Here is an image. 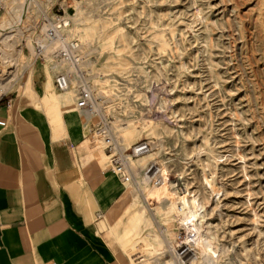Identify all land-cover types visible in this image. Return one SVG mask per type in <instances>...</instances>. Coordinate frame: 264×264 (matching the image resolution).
I'll return each instance as SVG.
<instances>
[{
	"label": "rangeland",
	"instance_id": "1",
	"mask_svg": "<svg viewBox=\"0 0 264 264\" xmlns=\"http://www.w3.org/2000/svg\"><path fill=\"white\" fill-rule=\"evenodd\" d=\"M35 2L46 17L35 7L15 11L12 0L1 4L0 23L10 21L8 31L17 27L23 33L11 49L0 45V79L12 81L1 98L21 92L32 97L24 82L33 65L43 63L33 64L29 41L45 19L62 16L69 36L85 48L84 69L93 86L108 99L107 124L126 123L118 130L123 148L152 145L133 160L129 207L110 227L113 245L128 264L162 249L156 264H175L173 252L160 248L154 236L163 224L171 249L178 250L188 234L165 212L157 217L154 211H166L174 194L187 192L204 206L201 224L216 252L213 264H264V0ZM53 87L48 91L68 94L67 108L76 111L73 94ZM92 123L95 128L100 121ZM153 164L162 173L151 176L156 183L150 181L141 200L136 188L143 189L144 171ZM143 204L155 227L133 228L131 218ZM195 256L191 264H207L196 250Z\"/></svg>",
	"mask_w": 264,
	"mask_h": 264
},
{
	"label": "crops",
	"instance_id": "2",
	"mask_svg": "<svg viewBox=\"0 0 264 264\" xmlns=\"http://www.w3.org/2000/svg\"><path fill=\"white\" fill-rule=\"evenodd\" d=\"M54 65H33L32 97L0 99V264H128L110 235L129 207L127 186L84 144L88 116L48 91ZM147 213L143 204L132 227H148Z\"/></svg>",
	"mask_w": 264,
	"mask_h": 264
},
{
	"label": "built area",
	"instance_id": "3",
	"mask_svg": "<svg viewBox=\"0 0 264 264\" xmlns=\"http://www.w3.org/2000/svg\"><path fill=\"white\" fill-rule=\"evenodd\" d=\"M1 9V3H0ZM65 24L62 16H55L54 19L47 18L39 34L30 41L32 45L33 64L42 61L46 63V57L50 56L56 62L71 68L75 75L60 71L53 76V86L56 91L64 92L74 90V107L78 110H85L88 113H96L98 100L91 91L90 84L87 80V74L83 69L88 60L86 52L80 49L75 39H68L64 34ZM0 121V126H4ZM84 144L92 150L102 151L109 158L108 168L117 175L125 186L133 182V174L128 166V160L137 158L138 155L144 154L148 148L146 143L135 144L131 148L121 151L116 143V138L107 124L106 119L102 116L100 124L97 125L92 133L84 140ZM155 166L151 165L145 171V175L153 176ZM152 183H156L152 178ZM177 250L182 262L191 258V249L184 243ZM177 260V263H178Z\"/></svg>",
	"mask_w": 264,
	"mask_h": 264
},
{
	"label": "bare ground",
	"instance_id": "4",
	"mask_svg": "<svg viewBox=\"0 0 264 264\" xmlns=\"http://www.w3.org/2000/svg\"><path fill=\"white\" fill-rule=\"evenodd\" d=\"M5 1L6 0H0V3L3 5ZM12 5H13V9L15 11L16 10H20L21 12H27L28 13L32 7H35L39 11L43 12V16L44 17H46V15H47L45 13V10H43L42 6L38 5L35 2V0H12ZM62 20L64 21L63 18H62ZM10 23H11L10 21H6V20L2 21L0 23V45L5 50H9L13 46H15L18 43V41H19V37H21L22 34H23L22 31L20 29H18L17 27H13V28H11L8 31L9 27L11 26ZM64 24H65L64 34L66 35V37L68 39H75L78 42V44L80 46V49L85 51L84 46L80 43V41L76 37L69 36V34L67 32L69 26L65 22H64ZM40 26L42 27V25H40ZM38 27L39 26H37L35 28H38ZM0 51H1V48H0ZM46 62L49 63L48 64L49 67L52 64H58L60 66V68L58 70H56L55 73L60 72V71H66L67 73H71V74L75 75L74 71L71 68L63 65L60 62H56L50 56L46 57ZM87 62H88V60H87ZM87 62L84 64L83 69L87 65ZM53 68L55 69L56 65H54ZM84 71L87 74V80L89 81L91 91L93 92L94 97L96 98V100H98L99 102H98V105H97V109L95 111L96 113H88L85 110H78V109L77 110L82 112V113H84V114H86L91 122L100 121L102 119V116L107 121V117L109 116V108H108V105H107V103H109L108 99L104 95H102L103 97L99 96V94L97 93V91L95 89V86H93V84H92V82H91V80L89 78L88 72L85 69H84ZM0 75H2V76L4 75V71H2V69L0 70ZM15 76H16V74H15V72H13L12 78H15ZM11 82L12 81L9 80V79H6L5 81L0 79V98L3 95H5L12 88ZM68 92H71L73 94V97H75L74 96V90H72V89L66 90V91L61 92V93H68ZM125 125H126V123L119 124V125L112 123V125L110 127L111 130H113L114 135H116L115 136L116 143L119 146L121 151L127 150V149H129L131 147L130 146L128 148H123V146H122V144L120 142L121 136L119 137V131L118 130H119L120 126H125ZM126 133H128V132H126ZM144 146L148 148V151L146 153L138 155L137 158H135V159H129L128 160V166L131 169V172L133 174V178H135L134 177V174H135L134 172H135V167H136L135 166L136 162L133 161V160H136V159H139L141 157H144V155L148 154L149 151L152 149V145H150L149 143H146ZM105 157L109 161V158L107 157V155H105ZM153 166H155V169L153 170L154 172L152 173V175H154L156 172H158V174L162 173V168H161V166L159 164H157V165L153 164ZM144 176H145V181H144V183L142 185L143 186L142 190L146 191L148 186H149V184H150V181L152 180V178L149 175H145L144 174ZM204 183H205V185L207 187L210 186V184H209V182L207 180H205ZM203 208H204V206L202 205L200 199L198 198V195L196 196L193 192H187L186 195L185 194L184 195L174 194V198L170 199V202L167 205L166 211L165 210H161V209H157L156 212L154 211V213L157 215V217H161V213L165 212L166 216L168 215V217H171L172 221H175L180 227H184L186 232H187V234H188L187 238H186V240H188V241H187V243L186 242H184V243L191 249V255H190L191 258H189L188 261H186V262H184V261L182 262L181 260H178L180 258V256H179V254H177V250L176 249H173V250L171 249L173 247L172 239L167 238V237H169V235H166V236L164 235L165 232H166V228L163 226V224H161V221H159V219H158V222H160V224L163 227V229L162 230L158 229L159 236L155 235L154 238H155L156 241H158V243L161 244L160 248H165L166 252H168V253L173 252L172 255L174 256V263L175 264H191V262H193L195 260V258H196L195 250L200 255H202L204 257V259H205L207 264H210V263L213 264V262H215L214 254L216 252H214V254L212 253V250L210 248L208 231L201 224V218H202L201 214H202ZM169 214H171V215H169ZM155 223H154L153 218H150L149 222H148V226L153 225L155 227V225H154ZM189 238L191 240H189ZM151 239H152V237H151ZM212 241H213V239H212ZM189 245H193L194 248L189 246ZM163 253H164V250L162 249V251L160 253L152 256L149 260L153 261L155 259V256H157L159 254H163ZM177 260H178V263H177ZM142 262H143V259L140 258L138 264L142 263ZM217 262H218V260H217Z\"/></svg>",
	"mask_w": 264,
	"mask_h": 264
}]
</instances>
